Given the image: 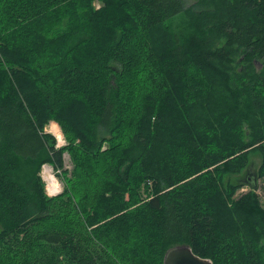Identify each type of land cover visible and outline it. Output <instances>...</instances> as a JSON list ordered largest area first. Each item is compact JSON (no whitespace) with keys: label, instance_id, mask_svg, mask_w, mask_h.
Returning <instances> with one entry per match:
<instances>
[{"label":"trees","instance_id":"16d2710c","mask_svg":"<svg viewBox=\"0 0 264 264\" xmlns=\"http://www.w3.org/2000/svg\"><path fill=\"white\" fill-rule=\"evenodd\" d=\"M97 1L0 0V264H264V0Z\"/></svg>","mask_w":264,"mask_h":264},{"label":"rangeland","instance_id":"374dc122","mask_svg":"<svg viewBox=\"0 0 264 264\" xmlns=\"http://www.w3.org/2000/svg\"><path fill=\"white\" fill-rule=\"evenodd\" d=\"M193 2L194 0H188L186 5L188 6L189 4H192ZM93 6H94L93 9H97L101 6V4L97 0H94ZM59 128L60 127L58 126L57 123L51 121L46 126V129H44L46 130L45 132L50 133L55 138L56 148H61L67 145L65 137ZM62 156H63V163H64L63 169L70 172L72 168V164H71L72 162L70 160V157L68 156L66 152L62 154ZM261 160L262 158L257 152L250 153L248 161L252 163L248 165L249 169L247 170V167H248L247 166L245 169L242 170V172L244 171L243 173L241 172L242 174H239V175L237 174L233 176L229 174V176L225 177L224 183H227L228 181H230V179H234V177L238 176L240 179V182L245 183V186L239 188L237 192L238 195L243 192H246L249 189L247 188V186H251L252 184L255 185L256 183V187H255L256 193L259 195V198H260L259 201H261L262 205L264 206V178H255V180L253 178L255 169H257L260 166ZM52 168L53 167L51 165L44 164L42 168L40 169L41 170L40 175L43 180L45 194L46 196H49V197H53L61 193L63 189V183H61L60 176L58 174L60 171H56ZM48 173H51L52 176H54L55 178L54 183L56 184V189L54 190H52L49 183H47L46 176L48 175ZM139 193L141 195L142 200H145L148 198L147 193L144 190V187L141 189V192Z\"/></svg>","mask_w":264,"mask_h":264},{"label":"water","instance_id":"95a60500","mask_svg":"<svg viewBox=\"0 0 264 264\" xmlns=\"http://www.w3.org/2000/svg\"><path fill=\"white\" fill-rule=\"evenodd\" d=\"M249 166L247 167V170ZM256 170V169H255ZM254 180L257 178L256 171L253 174ZM245 184V183H244ZM253 188L255 185H251ZM163 264H212L209 259L196 256L187 244H179L173 247H169L163 255Z\"/></svg>","mask_w":264,"mask_h":264},{"label":"bare ground","instance_id":"6f19581e","mask_svg":"<svg viewBox=\"0 0 264 264\" xmlns=\"http://www.w3.org/2000/svg\"><path fill=\"white\" fill-rule=\"evenodd\" d=\"M46 179H47V183H49L51 189L52 190L56 189V184L54 183L55 178H54V176H52L51 173H48V175L46 176Z\"/></svg>","mask_w":264,"mask_h":264},{"label":"built area","instance_id":"2783aa9c","mask_svg":"<svg viewBox=\"0 0 264 264\" xmlns=\"http://www.w3.org/2000/svg\"><path fill=\"white\" fill-rule=\"evenodd\" d=\"M150 184V183H149Z\"/></svg>","mask_w":264,"mask_h":264}]
</instances>
